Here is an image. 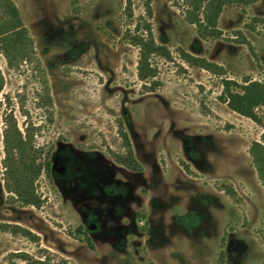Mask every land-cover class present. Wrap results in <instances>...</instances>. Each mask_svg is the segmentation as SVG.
Instances as JSON below:
<instances>
[{"label":"rangeland","instance_id":"374dc122","mask_svg":"<svg viewBox=\"0 0 264 264\" xmlns=\"http://www.w3.org/2000/svg\"><path fill=\"white\" fill-rule=\"evenodd\" d=\"M9 1L0 264H264V0Z\"/></svg>","mask_w":264,"mask_h":264},{"label":"trees","instance_id":"16d2710c","mask_svg":"<svg viewBox=\"0 0 264 264\" xmlns=\"http://www.w3.org/2000/svg\"><path fill=\"white\" fill-rule=\"evenodd\" d=\"M9 12L12 14L14 18V22H12L11 28H9L6 32L0 33V36L15 30L16 32L22 31L18 30L19 25V17L17 8L8 0ZM227 84L226 91L229 92V86L235 85L234 81L227 80L225 82ZM242 93H232L228 94V105L229 107L239 113L242 116L250 118L251 120L258 122L257 114L255 113V109L259 106H264V83L259 81H251L247 82L245 86L242 87ZM9 139V138H8ZM7 139V140H8ZM9 145V144H8ZM251 154L253 157V162L256 167V170L259 174V178L264 187V135L262 137V142H254L251 147ZM27 264H48L44 261L35 260L32 263L28 262Z\"/></svg>","mask_w":264,"mask_h":264}]
</instances>
